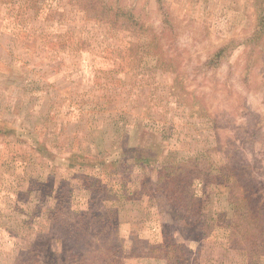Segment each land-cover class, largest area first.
I'll return each mask as SVG.
<instances>
[{
    "label": "rangeland",
    "instance_id": "obj_1",
    "mask_svg": "<svg viewBox=\"0 0 264 264\" xmlns=\"http://www.w3.org/2000/svg\"><path fill=\"white\" fill-rule=\"evenodd\" d=\"M261 227L264 0H0V264H264Z\"/></svg>",
    "mask_w": 264,
    "mask_h": 264
},
{
    "label": "trees",
    "instance_id": "obj_2",
    "mask_svg": "<svg viewBox=\"0 0 264 264\" xmlns=\"http://www.w3.org/2000/svg\"><path fill=\"white\" fill-rule=\"evenodd\" d=\"M87 8H89V6H87ZM91 8V7H90ZM220 53V52H219ZM219 53L217 54V55H219ZM140 160H144L143 162L145 163V162H148L149 161V158H147V157H142V159H140ZM142 162V161H141ZM263 228L264 227H261V232H262V234H260V235H254L255 237V240L256 241H258V240H261V239H263L264 238V230H263ZM259 245H262V244H259ZM85 259H88V257H86ZM41 261H38V260H36V261H34L32 264H39Z\"/></svg>",
    "mask_w": 264,
    "mask_h": 264
}]
</instances>
